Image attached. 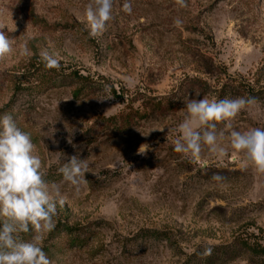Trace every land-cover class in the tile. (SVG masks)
Instances as JSON below:
<instances>
[{
	"label": "rangeland",
	"instance_id": "374dc122",
	"mask_svg": "<svg viewBox=\"0 0 264 264\" xmlns=\"http://www.w3.org/2000/svg\"><path fill=\"white\" fill-rule=\"evenodd\" d=\"M88 3L0 0L13 40L0 59V116L31 134L46 181L66 198L40 241L51 264H264L247 250L264 247V174L229 141L232 130L264 128V0H130L131 14L114 0L96 38ZM42 50L59 69L45 68ZM71 75L88 78L77 97ZM203 97L255 98L232 129L217 124L226 154L204 146L206 167L174 151L185 103ZM127 115L129 130L107 122ZM73 156L89 166L78 192L58 171Z\"/></svg>",
	"mask_w": 264,
	"mask_h": 264
},
{
	"label": "clouds",
	"instance_id": "9594fccd",
	"mask_svg": "<svg viewBox=\"0 0 264 264\" xmlns=\"http://www.w3.org/2000/svg\"><path fill=\"white\" fill-rule=\"evenodd\" d=\"M186 7V0H176ZM114 0H89L86 6V28L89 37L101 36L112 20ZM122 11L131 14L130 0H124ZM180 25L182 21H175ZM13 51V40L0 24V59ZM23 54H27L24 48ZM45 68L59 69L60 61L47 50L40 53ZM255 103L254 97L236 99H189L185 103V119L178 126L181 135L174 141V151L190 157L192 162L207 166L201 161L204 146L218 157L226 154L220 142L224 133H217V124L224 122L228 129L233 128L232 121L247 106ZM163 131L164 129H158ZM230 147L244 157V167L251 166L256 173L264 174V128L256 127L240 132H230ZM71 143V140H69ZM148 146L141 145L138 154H146ZM88 163L77 156L71 157L58 171L63 180L76 186L85 182ZM42 160L36 152L31 134L21 130L12 115L0 116V264H51L40 244L42 233L55 227L54 217L57 204L63 207L66 198L61 194L60 186L46 181V172L42 170ZM212 180L223 182L226 178L214 173ZM31 226V228H30ZM33 231L30 241L19 238L20 233ZM203 256L211 255V249H205Z\"/></svg>",
	"mask_w": 264,
	"mask_h": 264
},
{
	"label": "trees",
	"instance_id": "16d2710c",
	"mask_svg": "<svg viewBox=\"0 0 264 264\" xmlns=\"http://www.w3.org/2000/svg\"><path fill=\"white\" fill-rule=\"evenodd\" d=\"M68 78H69V80H72V81L73 80H75V81L78 80V82H81L80 83L81 85H80L79 89H76L74 91V93H73V94H75V97H77V95L82 91L81 88H85V89L86 88H89L88 78H86V77H81V76H77V75H71ZM157 106H158V108H161V103H157ZM131 121H133V119L130 118L129 115L123 117L120 122H118L116 119H108L107 120V122H113V130L116 131V132H118V133L121 130H129V128H130V122ZM63 228H64L63 230L65 232H69V233L72 230L71 228L65 227V226ZM247 250L251 254H253L254 256H257V257L264 256V247H259V246L258 247H252L250 245H247ZM238 254L235 255V256L238 257L239 256Z\"/></svg>",
	"mask_w": 264,
	"mask_h": 264
}]
</instances>
